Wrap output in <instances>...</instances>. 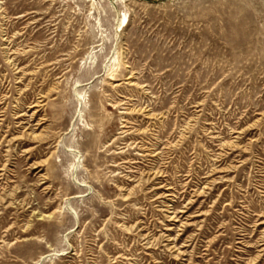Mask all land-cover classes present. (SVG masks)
Listing matches in <instances>:
<instances>
[{
	"label": "rangeland",
	"instance_id": "374dc122",
	"mask_svg": "<svg viewBox=\"0 0 264 264\" xmlns=\"http://www.w3.org/2000/svg\"><path fill=\"white\" fill-rule=\"evenodd\" d=\"M0 264H264V0H0Z\"/></svg>",
	"mask_w": 264,
	"mask_h": 264
},
{
	"label": "bare ground",
	"instance_id": "6f19581e",
	"mask_svg": "<svg viewBox=\"0 0 264 264\" xmlns=\"http://www.w3.org/2000/svg\"><path fill=\"white\" fill-rule=\"evenodd\" d=\"M39 104H40V102H39Z\"/></svg>",
	"mask_w": 264,
	"mask_h": 264
}]
</instances>
